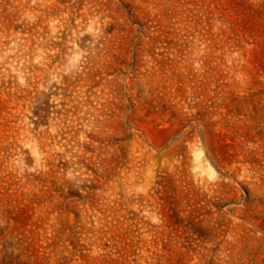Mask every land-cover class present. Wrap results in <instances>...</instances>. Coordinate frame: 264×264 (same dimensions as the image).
I'll use <instances>...</instances> for the list:
<instances>
[{"label":"rangeland","instance_id":"374dc122","mask_svg":"<svg viewBox=\"0 0 264 264\" xmlns=\"http://www.w3.org/2000/svg\"><path fill=\"white\" fill-rule=\"evenodd\" d=\"M0 264H264V0H0Z\"/></svg>","mask_w":264,"mask_h":264}]
</instances>
